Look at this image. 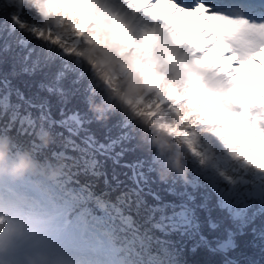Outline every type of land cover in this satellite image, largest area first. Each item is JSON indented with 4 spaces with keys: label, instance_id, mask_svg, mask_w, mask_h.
I'll use <instances>...</instances> for the list:
<instances>
[{
    "label": "snow or ice",
    "instance_id": "1",
    "mask_svg": "<svg viewBox=\"0 0 264 264\" xmlns=\"http://www.w3.org/2000/svg\"><path fill=\"white\" fill-rule=\"evenodd\" d=\"M156 3L0 0V66L11 65L10 73L0 72V135L43 160L63 161L54 182L27 177L24 186L36 205L52 210V244L77 264H181L171 242L161 238L172 233L193 240L192 251L202 245L223 254V264H238L228 255L236 235L264 218V0H166L172 15L184 14L174 24L151 11ZM188 16L200 26L191 40H181ZM217 45V59L210 60ZM57 60L53 78L40 88L61 104L82 95L91 115L61 107L54 120L47 100L36 102L11 84L9 76L33 75ZM249 78V90L240 94ZM109 116L118 117L119 131L102 143L87 126ZM54 127L63 130L56 133L62 150L46 154L37 137L45 130L52 136ZM137 138L148 156L122 165L131 172V187L120 189L119 180L113 187L105 178L98 193L94 179H79L104 175L96 155L119 163L124 142ZM174 154H183L186 179L182 191L174 173L165 181V191L177 198L165 201L152 190L150 174L168 173ZM19 187L0 184V193ZM189 187L206 190L203 203H195ZM212 195L231 223L223 226L222 238L209 240L197 209L209 210ZM4 222L0 213V229ZM222 225L209 217L210 229ZM251 232L264 250V220Z\"/></svg>",
    "mask_w": 264,
    "mask_h": 264
},
{
    "label": "clouds",
    "instance_id": "2",
    "mask_svg": "<svg viewBox=\"0 0 264 264\" xmlns=\"http://www.w3.org/2000/svg\"><path fill=\"white\" fill-rule=\"evenodd\" d=\"M37 140L46 149L52 140L51 133L45 130ZM12 144L8 136L0 135V184L6 188L20 186L15 191L0 193V213L5 218L0 229V264H77L66 250L52 244L56 236L52 210L36 205L30 186H24L27 177L43 184L54 182L63 170V161L43 160L27 147L10 155ZM182 161L183 154L172 155L169 172L157 171L160 180L165 182L174 173L184 181L186 170ZM12 251L15 255L9 256Z\"/></svg>",
    "mask_w": 264,
    "mask_h": 264
},
{
    "label": "trees",
    "instance_id": "3",
    "mask_svg": "<svg viewBox=\"0 0 264 264\" xmlns=\"http://www.w3.org/2000/svg\"><path fill=\"white\" fill-rule=\"evenodd\" d=\"M57 64H59V61H56ZM53 66V67H52ZM52 66L47 67V68H56L55 67V62L52 64ZM3 69H4V65H3ZM46 69V68H44ZM47 73H43V71H38L33 75H27V74H23L20 73L18 75L15 76V81L12 82L11 84L15 87L18 88L21 92H24V95L26 97L32 98L34 99L31 95L27 94L28 91H32L33 94L36 96L37 99H39V101L41 100H47V99H51L54 103H52L50 100H47L50 107H54V108H50L51 110V114L54 116H58V117H54V120H59L60 119V115H59V107L61 106L60 103L57 102L56 98L57 97L55 94H50L48 93L46 90L41 89L40 88V84L41 83H48L50 81V79H48V77H46ZM33 88V90H32ZM38 91L42 94L43 97H45V99H42L39 95H37ZM13 102H16V98L13 95L12 97ZM36 100V99H34ZM67 105L71 108V109H76L79 110V107L81 109H83L84 111L91 113V110L89 108V106L85 103L84 98L82 95H70L68 97V101L65 104V107L67 109ZM79 107H78V106ZM35 115V113H33ZM115 119H117L114 116ZM97 121V120H96ZM2 123V122H0ZM97 123L99 124V121H97ZM91 124H95L94 122H92ZM90 124V125H91ZM55 128V127H54ZM52 130V138H53V143H51L47 148V152L51 149H61L60 147V139L55 135L56 132H54V129ZM110 133V131H109ZM9 134L12 136L16 135L15 130H10ZM21 140H23L24 138L21 137ZM119 147V146H118ZM117 147V148H118ZM124 147L127 149V151L124 152L122 157H126L127 160H121V162L123 163H132L137 159H142V158H146L148 156V152L146 151V148L144 146H142L139 141H126L124 142ZM46 152V153H47ZM69 154L73 155V156H77L78 153L75 152H68ZM98 155V154H97ZM98 159L97 161L100 164L99 167V171H101L104 175H101L99 177L96 178H92V177H86L83 174H81L79 176V179L82 180H88V179H94L95 182V188L94 190H98L100 187H102L104 185V180L105 178H107V180L109 181V183L115 187L116 185V181H122L123 183L120 186H132L131 180H129L128 175H125V171L123 170V168L116 162H114L113 159L108 158L113 167H111L107 161H102L100 159V157H103L102 155H98ZM106 157V156H105ZM120 160V158H119ZM67 164L72 163L73 162L71 160L66 161ZM70 165V164H69ZM71 166V165H70ZM73 170L76 171V169L73 167ZM126 170V169H125ZM127 171V170H126ZM131 173V172H130ZM157 173V172H155ZM115 176V179H113V177ZM170 183V181H169ZM167 183H165L164 185H166ZM182 189V188H181ZM180 189V190H181ZM120 189H117L114 192H119ZM156 192H160L159 190H155ZM206 190L204 188H200L197 190H191L190 192H192V194L195 196V203L196 204H200L203 203V193ZM162 196H165L166 198H162L165 201H175L177 198L175 196L170 197L168 196V194L165 193H161ZM145 199L148 201V203L152 204L155 203V201H150L147 197H145ZM208 208L209 210H205V209H197V213H198V219L199 222L201 224V231L202 234L205 235L209 240L213 239L214 237H223V226L225 225H230V221L225 219V213H223L219 208L215 207V196L212 195L211 199L208 201ZM209 217H211V219L213 221L216 222H220L221 220H223V225L218 228L217 230H212L208 227V220ZM255 227V224L252 223L250 225H248L245 229H244V233L241 234H237L235 237V243H236V248L231 250L229 252V258L231 259H235L238 264H249L250 261H257L259 262V264H264V250L261 249L260 242L258 239H256L252 232L251 229ZM157 236H161L160 233H155ZM162 239H166L168 241L171 242V244L169 245L170 250H175V254L177 256V260L181 262V264H223V259L224 256L221 253H216V252H211L209 251L206 247L204 246H198L196 247L195 251H192V247L194 244L193 240H188L187 238L181 237L179 234L177 233H172L169 236H161Z\"/></svg>",
    "mask_w": 264,
    "mask_h": 264
},
{
    "label": "rangeland",
    "instance_id": "4",
    "mask_svg": "<svg viewBox=\"0 0 264 264\" xmlns=\"http://www.w3.org/2000/svg\"><path fill=\"white\" fill-rule=\"evenodd\" d=\"M57 61H58V60H57ZM54 62H55V67H56V68H54V69H53V68H46V69H42V70H41V71H43V73H44V72L47 73V74H46V77H48V79H50V80L53 78L54 73H55V71H56V69H57V66L59 65V64H57L56 61H54ZM54 62H53V63H54ZM51 66H52V65H51ZM52 67H53V66H52ZM0 72H3V73H10V72H11V65H10V64H5V65H4V69H3V65L0 66ZM9 79H10V81H12V82L15 81V77H13V76H9ZM63 86L65 87V89H68V88L71 87V76L63 81ZM32 90H33V88H32ZM35 92H37V95H39L42 99H45V97H43L42 94H41L40 92H38V91H35ZM23 93H24V92H23ZM27 94L31 95L34 99H36V102H40L39 99L36 98V96L33 94L32 91H28ZM69 96H70V95H69ZM55 98H56L57 102L61 104V102H60V98H59L58 96L55 97ZM47 100H50L52 103H54L51 99H47ZM77 106H78V105H77ZM61 107H65V104H61V106L59 107V109H60ZM78 107H79V106H78ZM50 108H54V107H50ZM65 108H66V107H65ZM67 109H71V108L67 105ZM79 109H80V112H82V113H83V112H86V111H84L83 109H81L80 107H79ZM32 111H33V113L36 114V111H35L34 109H33ZM51 115H52V114H51ZM89 115H91V113H89ZM54 117H58V116H54V115H52V118H54ZM115 117L118 119L117 116H115ZM117 119H115L114 116H109L107 119H105V120H103V121H99V124L97 123V121H96L95 119H93V122H94L95 124H91V125L89 124L87 127L89 128L90 132H91L92 134L95 135V137H96V139H97L98 141H100V142H102V143H106V142H107V140H106V137H107V136H116V135L118 134V131H119V130H118L116 127H114V125L116 124ZM55 128H56V129H55ZM55 128H54V129H55L54 132H56V133L63 131L62 129H60V128H58V127H55ZM109 130H111L110 133H109ZM55 135H56V134H55ZM134 140L139 141L138 138H137V139H132V141H134ZM77 142H79V140H77ZM123 146H124V145H123ZM117 147H118V146H117ZM117 147L115 148V152H119V151H120V146H119L118 148H117ZM61 150H62V149H58V150H57V149H52V150L50 151V153H51L52 151H57V152H59V151H61ZM50 153H49V154H50ZM67 154H68L69 156H73V155H71V154H69V153H67ZM113 154H114V153H113ZM96 158H97V159L99 158L98 155H96ZM100 159H101L102 161H107L108 164H109L111 167H113L111 161H110L107 157H105V156H104V158H103V157H100ZM121 160L126 161L127 158H126V157H120V160H119V163H118V164L122 167V165L125 164V163L121 162ZM69 164L72 165V163H69ZM113 168H115V167H113ZM122 168H123V170L125 171V173H128V176L131 175L129 169H127V168H125V167H122ZM125 169H126L127 171H126ZM150 178H151V181H152V183H151V188H152L153 191H155V190H159L160 192H158V193L160 194V196H162L161 193L168 194V192L165 191V189L169 187L170 183H167L166 185H164L165 182H162V181L160 180L158 174L155 173V172H153V173L150 174ZM129 180H130V179H129ZM131 183H132V181H131ZM182 185H183V181L178 180L177 183H176V185H175V187L177 188L178 191H182V190H183ZM115 186H116V185H115ZM124 186H125V185H124ZM124 186H120V189L124 188ZM128 187H130V186H128ZM181 188H182V189H181ZM180 189H181V190H180ZM198 189H200V188H198ZM191 190H193V189H192L191 187H189V188H188V191L190 192ZM195 190H197V189H195ZM168 196L173 197L172 195H169V194H168ZM162 197H163V198H166L165 196H162ZM147 198H148L151 202L153 201L152 198H151L150 196H147Z\"/></svg>",
    "mask_w": 264,
    "mask_h": 264
},
{
    "label": "bare ground",
    "instance_id": "5",
    "mask_svg": "<svg viewBox=\"0 0 264 264\" xmlns=\"http://www.w3.org/2000/svg\"><path fill=\"white\" fill-rule=\"evenodd\" d=\"M211 53H212V51L210 52V54H211ZM244 86H245V83H241V84L239 85L240 94H243V93H245V92L248 91V89H244Z\"/></svg>",
    "mask_w": 264,
    "mask_h": 264
}]
</instances>
